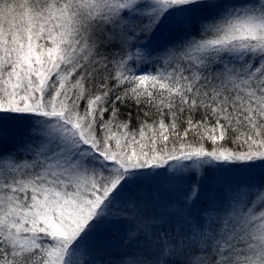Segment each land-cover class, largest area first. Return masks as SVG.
Here are the masks:
<instances>
[{
  "label": "snow or ice",
  "instance_id": "6c2138e0",
  "mask_svg": "<svg viewBox=\"0 0 264 264\" xmlns=\"http://www.w3.org/2000/svg\"><path fill=\"white\" fill-rule=\"evenodd\" d=\"M0 264H264V0H0Z\"/></svg>",
  "mask_w": 264,
  "mask_h": 264
},
{
  "label": "trees",
  "instance_id": "16d2710c",
  "mask_svg": "<svg viewBox=\"0 0 264 264\" xmlns=\"http://www.w3.org/2000/svg\"><path fill=\"white\" fill-rule=\"evenodd\" d=\"M133 127H135V123H134Z\"/></svg>",
  "mask_w": 264,
  "mask_h": 264
}]
</instances>
